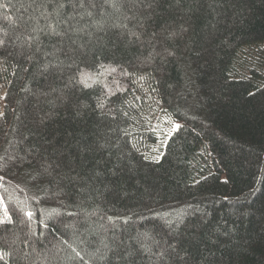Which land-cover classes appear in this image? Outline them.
<instances>
[{"label": "trees", "instance_id": "16d2710c", "mask_svg": "<svg viewBox=\"0 0 264 264\" xmlns=\"http://www.w3.org/2000/svg\"><path fill=\"white\" fill-rule=\"evenodd\" d=\"M80 3L0 0V264H264V0Z\"/></svg>", "mask_w": 264, "mask_h": 264}, {"label": "snow or ice", "instance_id": "6c2138e0", "mask_svg": "<svg viewBox=\"0 0 264 264\" xmlns=\"http://www.w3.org/2000/svg\"><path fill=\"white\" fill-rule=\"evenodd\" d=\"M105 2L107 3L108 0H105ZM79 6L83 7V0H81V3ZM92 6L95 7L96 5L93 4ZM89 15H91V13H89ZM49 28L51 30L52 35L60 36L62 34L60 31L57 30V26H55V25H49ZM67 31L68 30L66 29L64 34H67ZM2 43H3V41H0V44H2ZM72 66L73 65H68L69 69H71ZM53 67H55V65H53ZM47 70H48V66L46 65L45 71H47ZM80 75L83 77L84 73L81 71ZM74 79H75V76L70 74L68 81H67V84L70 85ZM98 107H103V105L100 104V105H98ZM175 127L177 130L179 129V125H176ZM85 147H87V146H85ZM36 164L39 165V168L37 169L38 171L40 169H43V172L41 173V175L47 174V176L51 177L52 180L55 179V177L53 176V173H55L58 176H62V172L65 168H71V164L68 162V158L64 155H57V156L53 157L51 160H47V159L37 160ZM52 180H50L49 182L51 183ZM0 213H3L4 215L7 216V221L0 219V224H3L5 222H7V223L12 222L11 215L8 213V207L4 203L2 198H0ZM25 215L27 216V218L29 220H31L33 217V213H31V212H27V213H25ZM109 220L111 221L112 218L109 217ZM124 223H128V221L125 220ZM169 226H171V225L169 224ZM145 251H147V249H145ZM136 254H138V253H136ZM128 255H133V253L129 252ZM162 255H163V253H162ZM0 259H2V256H0ZM122 259H127V256L122 257Z\"/></svg>", "mask_w": 264, "mask_h": 264}, {"label": "rangeland", "instance_id": "374dc122", "mask_svg": "<svg viewBox=\"0 0 264 264\" xmlns=\"http://www.w3.org/2000/svg\"><path fill=\"white\" fill-rule=\"evenodd\" d=\"M163 121H164V120H163ZM164 122H165V121H164ZM167 123H168V121H167L166 123L163 124V127H162V128L165 129V128L167 127V125H168Z\"/></svg>", "mask_w": 264, "mask_h": 264}]
</instances>
